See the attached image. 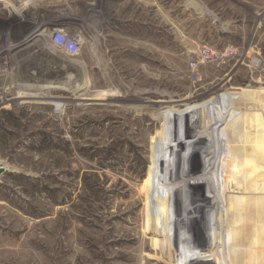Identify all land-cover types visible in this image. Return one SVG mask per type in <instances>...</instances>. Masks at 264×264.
Listing matches in <instances>:
<instances>
[{"label":"rangeland","instance_id":"1","mask_svg":"<svg viewBox=\"0 0 264 264\" xmlns=\"http://www.w3.org/2000/svg\"><path fill=\"white\" fill-rule=\"evenodd\" d=\"M1 168L0 264H264V0H0Z\"/></svg>","mask_w":264,"mask_h":264},{"label":"built area","instance_id":"2","mask_svg":"<svg viewBox=\"0 0 264 264\" xmlns=\"http://www.w3.org/2000/svg\"><path fill=\"white\" fill-rule=\"evenodd\" d=\"M48 34L50 35V38L52 42L54 43V45L58 46L61 50L69 54H76L79 51L80 43L76 37L65 34L59 29L48 30ZM201 54H203L201 56L208 55V54L209 55L211 54L214 57L218 56L214 50H212L211 48H207V47L203 48V52ZM206 60L208 59L206 58Z\"/></svg>","mask_w":264,"mask_h":264},{"label":"water","instance_id":"3","mask_svg":"<svg viewBox=\"0 0 264 264\" xmlns=\"http://www.w3.org/2000/svg\"><path fill=\"white\" fill-rule=\"evenodd\" d=\"M5 171V168L0 169V175Z\"/></svg>","mask_w":264,"mask_h":264}]
</instances>
